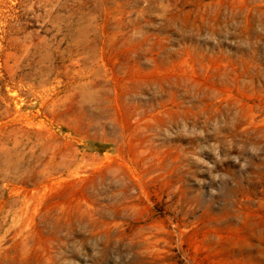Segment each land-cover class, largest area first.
I'll list each match as a JSON object with an SVG mask.
<instances>
[{"label":"rangeland","instance_id":"1","mask_svg":"<svg viewBox=\"0 0 264 264\" xmlns=\"http://www.w3.org/2000/svg\"><path fill=\"white\" fill-rule=\"evenodd\" d=\"M0 264H264V0H0Z\"/></svg>","mask_w":264,"mask_h":264}]
</instances>
